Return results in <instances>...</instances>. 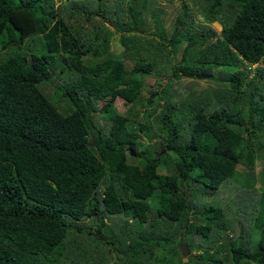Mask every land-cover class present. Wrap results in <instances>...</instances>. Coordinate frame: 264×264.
Returning <instances> with one entry per match:
<instances>
[{
  "label": "trees",
  "instance_id": "1",
  "mask_svg": "<svg viewBox=\"0 0 264 264\" xmlns=\"http://www.w3.org/2000/svg\"><path fill=\"white\" fill-rule=\"evenodd\" d=\"M127 1L0 0V264H264V232L244 240L264 230L256 187L225 208L194 202L243 176L264 187V0L183 1L167 37L142 36L144 6ZM198 13L221 30L205 34ZM149 77L167 81L144 98ZM184 78L229 89L173 105ZM198 235L207 250L192 255Z\"/></svg>",
  "mask_w": 264,
  "mask_h": 264
},
{
  "label": "rangeland",
  "instance_id": "2",
  "mask_svg": "<svg viewBox=\"0 0 264 264\" xmlns=\"http://www.w3.org/2000/svg\"><path fill=\"white\" fill-rule=\"evenodd\" d=\"M76 3H83L84 0H73ZM111 2V5L109 4V6H113V7H117L118 3L122 4L123 9H126V3H128L127 0H109ZM143 1L145 3H143ZM185 1L189 4V1L191 2V0H171V1H167V0H133L132 1V6L135 9V11H138L140 8L142 9V7L144 6L143 10H142V20L141 22L143 23V31L144 33L142 34V36H149L148 31L152 32L156 27H158V33H160L161 35H163L164 37H167L173 26L175 23V20L177 18L178 13L181 10V3ZM58 7H60L61 5L57 4ZM66 6L63 5L62 9L65 12L64 7ZM112 8V7H111ZM66 14V13H65ZM198 17L196 18V23H199V29L201 25H206V23H204V20L201 16V14H197ZM152 16H154L155 19L152 18ZM125 18H122V20L125 21ZM158 18V19H157ZM81 20L83 18H80ZM158 21V25L156 24V22ZM203 23V24H200ZM85 26L87 27L88 24H85ZM205 27V26H203ZM210 27H213V29H215L217 32H219L221 30V27L219 24H213ZM85 29V28H84ZM83 29V32H84ZM198 29V27H197ZM91 30V28L89 27L88 29L86 28V31ZM151 37V36H150ZM115 38H118V35H114L113 38L111 39V46L117 51L120 52L121 51V47L117 46V40H115ZM37 39L34 40V42L32 41V39L26 40L24 42V44L21 46V49L23 51H26L29 47V45L33 46L36 43ZM185 43L181 44L178 47V54H177V58L175 59V62L179 61L180 56H181V52L182 49L184 47ZM35 48H39L38 45L35 46ZM34 48V49H35ZM4 56L2 54V52L0 53V57ZM173 63V62H172ZM125 65L126 68H131L133 66V62L130 60H126L125 61ZM264 64L259 65V67H263ZM254 68V67H253ZM61 71V69H60ZM236 71V68L233 66H230L228 68L226 67H219V68H214L213 72H214V76L219 77V72L223 73V72H228V73H233ZM155 79H157V83L164 85L167 81V79H160L159 77H149V78H143L144 82H145V88L143 90V97L147 98L149 96V92L153 89H155L154 83H155ZM54 87V85H52ZM48 85L45 88V91L47 93H51L53 90V87ZM228 84L222 85L219 84L215 81H210V80H205V81H199V80H193V79H181L180 81H176L172 84L171 87V103L173 105L179 106L182 104H184L186 102L187 97H189V95L194 94L193 95V99H196L197 101L200 100L201 97H205L206 93L210 92L211 94L214 93V91L220 90V89H226L228 90L229 88ZM158 88V87H156ZM160 89V88H159ZM200 92H202L200 94ZM198 94H200L198 96ZM201 102V101H199ZM165 102L164 101H160V100H154L153 105L154 106H158V111L156 113H160L162 108L165 107ZM200 107H202V104H197ZM191 106V104H186L185 109L182 110V112L187 113L186 110L189 109V107ZM59 110L60 111H66V108L63 104L60 103L59 105ZM115 108L117 110L118 113L120 114H124L125 112V108L123 106V102L121 99H117L115 101ZM186 128L184 125H182L180 127V129ZM159 132V129H157ZM142 137V136H141ZM142 141H146V137H142L141 138ZM158 140V139H157ZM209 143L206 139L203 140V143ZM162 152V151H161ZM154 156V155H153ZM167 160V159H166ZM259 164V162H258ZM165 163L161 164L158 168V173L162 174L165 173ZM260 180L257 177L255 183H253L252 181L249 182V180L243 176V179H240L238 181H234V180H228L226 185L222 186V189L218 190L216 193L210 195V196H206L209 193H204L203 195H201L202 193V189L200 190L201 193H197L196 197L194 199L195 203H198V205L200 206H210V205H217V206H221L223 208L226 207V205L229 203L228 201L230 200V197L234 194L236 195L239 194V192L244 189V190H249V189H253L256 187V191L254 193V201L257 203L258 199H260L261 196H264V187H261L260 189L257 187L260 186ZM193 190H196L195 188H192ZM247 192V191H246ZM238 199H236L237 201ZM250 200H251V196L247 197L244 199V204L249 206L250 205ZM226 202V203H225ZM228 202V203H227ZM226 215H227V221L231 224L232 228L235 227L236 222H238V220L240 221V224L243 225L244 228H247V225L245 223V216H239V214L237 213V209L236 207H231V208H226ZM264 229V227H263ZM264 232V230H253L248 232L244 238V240L248 243V246H254L256 245L261 236L262 233ZM238 232L236 230V234L237 235ZM238 236V235H237ZM207 240L205 238H203L201 235L198 236H194L193 238V242L195 244H198L201 248V250H194L192 252V255H198L201 252H204L207 250V245H204V243ZM178 248L181 249V252L183 254V258H182V262L186 263L189 260L190 255L185 251V247H183L182 244H178ZM221 260H225V254H220L219 255Z\"/></svg>",
  "mask_w": 264,
  "mask_h": 264
},
{
  "label": "clouds",
  "instance_id": "3",
  "mask_svg": "<svg viewBox=\"0 0 264 264\" xmlns=\"http://www.w3.org/2000/svg\"><path fill=\"white\" fill-rule=\"evenodd\" d=\"M204 23L207 24V26H206V25H203V26H205V27H204V28H205V29H204L205 34H207V32H208L207 29H208L211 25H213V24H218L217 22H216V23H212V24H210V23L205 22V21H204ZM200 24H203V23H200ZM196 25H197V24H196ZM155 27H156V26H155ZM197 27H198V25H197V26H194L195 29H197ZM211 28H213V27H211ZM154 31H157V29L154 28V30H153L152 32H154ZM148 33L150 34L151 32L148 31ZM170 34H171V32H170ZM170 34H169V35H170ZM160 35H161V34H160ZM169 35H168V36H169ZM162 36H163V35H162ZM183 43H185V42H183ZM183 43H182V44H183ZM185 45H186V43H185ZM185 45H184V46H185ZM179 46H180V45H179Z\"/></svg>",
  "mask_w": 264,
  "mask_h": 264
},
{
  "label": "water",
  "instance_id": "4",
  "mask_svg": "<svg viewBox=\"0 0 264 264\" xmlns=\"http://www.w3.org/2000/svg\"><path fill=\"white\" fill-rule=\"evenodd\" d=\"M130 153H131V155H133V156L135 155V153H134V152H131V151H130Z\"/></svg>",
  "mask_w": 264,
  "mask_h": 264
}]
</instances>
